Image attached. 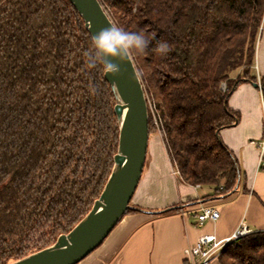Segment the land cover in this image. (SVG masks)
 Returning a JSON list of instances; mask_svg holds the SVG:
<instances>
[{"label": "trees", "instance_id": "1", "mask_svg": "<svg viewBox=\"0 0 264 264\" xmlns=\"http://www.w3.org/2000/svg\"><path fill=\"white\" fill-rule=\"evenodd\" d=\"M100 1L114 24L150 40L131 57L149 104L150 136L156 118L178 178L218 197L233 194L242 172L220 133L241 120L229 107L232 94L259 82L252 72L264 0ZM162 41L167 55L155 51ZM91 46L68 0H0V264L68 234L111 174L115 99L105 72L88 67ZM260 85L264 99V77ZM218 259L264 264V231L229 244Z\"/></svg>", "mask_w": 264, "mask_h": 264}, {"label": "crops", "instance_id": "2", "mask_svg": "<svg viewBox=\"0 0 264 264\" xmlns=\"http://www.w3.org/2000/svg\"><path fill=\"white\" fill-rule=\"evenodd\" d=\"M252 74L259 80L264 77V36L258 50L256 47ZM263 104L262 91L250 82L240 85L230 97L229 107L240 113L241 120L237 126L222 130L220 137L236 156L242 172V182L233 194L206 200L214 193L212 188L185 184L174 175L166 150H148L132 200L138 212L126 215L102 245L79 264H186L185 250L201 236L225 240L241 225L251 232L264 231V161L260 162L259 149L264 132ZM204 207L219 211L220 217L200 226L197 216ZM170 209L177 212L160 214ZM210 264H220L219 259Z\"/></svg>", "mask_w": 264, "mask_h": 264}, {"label": "water", "instance_id": "3", "mask_svg": "<svg viewBox=\"0 0 264 264\" xmlns=\"http://www.w3.org/2000/svg\"><path fill=\"white\" fill-rule=\"evenodd\" d=\"M90 34L108 27L112 21L100 0H68ZM114 99L119 128L113 168L100 197L90 212L68 233L36 253L10 264H79L97 250L120 221L128 215L142 178L149 149V104L132 59L113 76L105 73ZM259 87V84H254Z\"/></svg>", "mask_w": 264, "mask_h": 264}, {"label": "clouds", "instance_id": "4", "mask_svg": "<svg viewBox=\"0 0 264 264\" xmlns=\"http://www.w3.org/2000/svg\"><path fill=\"white\" fill-rule=\"evenodd\" d=\"M91 42V48L85 53L88 67L101 68L113 76L120 73L121 65L130 60L133 52L144 53L150 45V40L142 32H129L116 24L93 34ZM155 51L167 55L170 46L162 41Z\"/></svg>", "mask_w": 264, "mask_h": 264}, {"label": "built area", "instance_id": "5", "mask_svg": "<svg viewBox=\"0 0 264 264\" xmlns=\"http://www.w3.org/2000/svg\"><path fill=\"white\" fill-rule=\"evenodd\" d=\"M259 80V79H258ZM259 88L261 90L260 80L258 82ZM223 90L227 88L223 85ZM263 121H264V104H263ZM264 127V125H263ZM260 149V162L264 161V132L262 140L259 144ZM174 175H178L176 170L173 169ZM199 187V186H197ZM220 217L219 211L212 207H204L201 213L197 216L198 224L203 226L207 221H217ZM252 233L251 230L245 226L241 225L240 228L229 238L225 240H218L214 235H204L201 236L197 243L185 250L186 264H210L211 262L217 260L225 248L237 241L238 239Z\"/></svg>", "mask_w": 264, "mask_h": 264}, {"label": "rangeland", "instance_id": "6", "mask_svg": "<svg viewBox=\"0 0 264 264\" xmlns=\"http://www.w3.org/2000/svg\"><path fill=\"white\" fill-rule=\"evenodd\" d=\"M262 36H264V19H263L262 28H261V31L259 33V37H258V40H257V46H256L257 50H258V46H259V43H260V40H261ZM154 125H155V128H156V131L150 137L149 149H148L149 153H165V149H164L163 142H162V139H161L162 135H161V132L158 130V125L159 124H158L156 118H154ZM144 176L146 177L145 173H144ZM141 183H142V185L144 184V182H141ZM217 197L218 196L215 195V192H214V193H212L211 198H207L206 200L211 201L213 199H217ZM131 206L133 208L135 207V204H134L133 201L131 202Z\"/></svg>", "mask_w": 264, "mask_h": 264}]
</instances>
